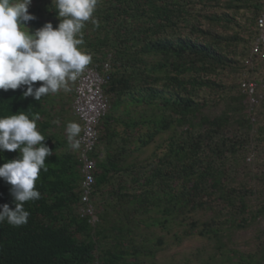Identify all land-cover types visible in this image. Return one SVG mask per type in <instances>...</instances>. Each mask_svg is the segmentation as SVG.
Segmentation results:
<instances>
[{"label":"trees","instance_id":"16d2710c","mask_svg":"<svg viewBox=\"0 0 264 264\" xmlns=\"http://www.w3.org/2000/svg\"><path fill=\"white\" fill-rule=\"evenodd\" d=\"M263 7L264 0H97L77 35L88 66L110 63V109L91 154L94 224L78 214V147L54 130L65 107L54 109L52 94L25 98L27 86L0 90V117L38 115L53 151L35 184L40 198L24 203L27 223H0V264H157L169 241L192 237L210 242V252L174 264H264V241L243 249L234 240L264 219V169L249 180L237 173L241 154L245 161L251 145L264 147V80L251 78L264 54L244 72ZM29 12L34 30L60 22L55 0ZM247 23L255 31L245 36ZM228 74L240 82L226 84ZM250 80L258 84L254 106L242 88ZM213 108L221 112L206 111ZM17 156L0 153V165ZM10 188L0 178V205L14 208Z\"/></svg>","mask_w":264,"mask_h":264},{"label":"clouds","instance_id":"9594fccd","mask_svg":"<svg viewBox=\"0 0 264 264\" xmlns=\"http://www.w3.org/2000/svg\"><path fill=\"white\" fill-rule=\"evenodd\" d=\"M43 1L0 0V90H17L27 86L23 92L25 98L31 96L39 101L52 94L57 96L54 109L65 107L63 116L53 119L56 125L54 130L63 131L68 135L70 146L78 147L81 163V207L78 214L82 218H89L94 224L98 218L96 210L93 208L94 213L90 215L83 214L81 208L94 205L92 196L95 192L97 159L91 154L99 142L101 120L110 109V102L104 94L106 80L103 75L110 71V63L106 60L88 66L92 58L79 49L83 40L77 38V35L81 33L85 22L93 17L97 0H55L60 21L58 26L54 28L48 22L34 30V24L28 22L35 20L36 16L29 10L35 11L36 7H42ZM93 23L98 26V21L93 20ZM90 69H95L102 78L100 94L106 101V109L97 117L96 143L92 150L86 152V157L95 163L94 169L90 171L94 182L86 193L84 149L80 141L84 137L87 122L82 114L93 115L92 105L97 107V104H93L91 92L86 91V95L81 96L86 88L82 86L79 89V78L81 73ZM39 83L41 85L35 87ZM71 116L78 121H72ZM37 120L38 115L30 119L23 111L0 117V153L18 152L17 158L0 165V178L11 186L10 194L14 203V208L8 204L0 205V223L6 221L14 227L26 224L30 213L24 209V203L40 198L35 184L41 169L47 171L45 161L53 155V151L44 143L45 137L37 130ZM73 139L76 143H72Z\"/></svg>","mask_w":264,"mask_h":264},{"label":"rangeland","instance_id":"374dc122","mask_svg":"<svg viewBox=\"0 0 264 264\" xmlns=\"http://www.w3.org/2000/svg\"><path fill=\"white\" fill-rule=\"evenodd\" d=\"M246 26H248V29L244 32L245 36H248L249 33L255 31L254 28H251L250 24L247 23ZM250 26V27H249ZM251 35V34H250ZM249 55L244 56L245 57V63L246 66L249 67L244 70L245 73L249 75V71L253 70L254 61L252 60V64H247V58ZM243 57V58H244ZM256 69V68H254ZM243 72V73H244ZM264 63L259 66L258 71L254 76H251V78L255 80H264ZM241 80L240 74H228V76L223 77V81L226 84H235L239 83ZM237 90L235 91V93ZM210 114H219L221 112V109L213 108V109H207L206 110ZM249 112V109L247 110ZM72 118V116H71ZM72 121L77 122L78 120L75 118H72ZM255 144V143H254ZM253 144V145H254ZM250 147V151H248L246 155V160L243 161V155L241 154L239 158V166L237 169V173L240 176V178H243L245 180H249L252 174L255 175V173H259L264 169V147ZM150 149H154V145L145 150L144 153L141 155V157H146ZM152 152V151H151ZM253 162L258 163L259 165L256 167L255 172L252 173L251 171V164ZM257 170V171H256ZM264 231V219L260 218L250 229L247 231H241L235 236V242L238 245V248L246 249L248 247H252L251 244L258 241V239L262 242L264 241V234H262ZM170 243L167 244L162 251L157 255L156 261L157 264H174L179 263L181 261H184L185 259L189 258L188 260L193 261V258L190 257L192 254H194L197 250H202L204 254L210 252L212 244L208 242L207 240L192 237L184 239L181 243H174L173 241H169ZM191 258V259H190Z\"/></svg>","mask_w":264,"mask_h":264},{"label":"built area","instance_id":"2783aa9c","mask_svg":"<svg viewBox=\"0 0 264 264\" xmlns=\"http://www.w3.org/2000/svg\"><path fill=\"white\" fill-rule=\"evenodd\" d=\"M257 34L251 44V48L249 50V58H247V64H252V58L264 54V7L263 11L261 12L260 16L257 18ZM101 76L95 69L86 70L85 72L80 74L79 78V89L84 86L86 89L85 91H82L81 96L86 95V91H89L92 93V99L93 104H97V107L92 105L93 109V115H85L84 118L86 119V129L84 132V137L81 139V144L83 145V158L85 161V181L84 186L88 190L91 188V185L94 182L93 175L90 171H92L95 167V163L92 160H89L86 157V152L92 150L94 144L96 143V124H97V117L102 115L106 109V101L100 94V84L102 83ZM257 82L250 80V81H244L242 84L243 90L249 95V103L251 106H254L257 102L255 98V93L257 90ZM97 93V95L95 94ZM87 103V102H86ZM81 103L84 107L87 106V104ZM81 212L83 214H90L93 215L94 209L93 206H85L81 208Z\"/></svg>","mask_w":264,"mask_h":264}]
</instances>
